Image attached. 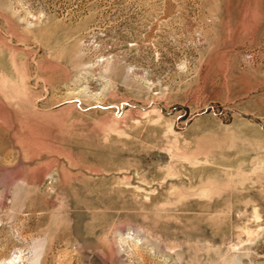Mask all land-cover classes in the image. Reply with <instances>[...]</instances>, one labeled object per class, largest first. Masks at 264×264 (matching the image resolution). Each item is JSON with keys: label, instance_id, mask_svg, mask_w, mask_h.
<instances>
[{"label": "rangeland", "instance_id": "374dc122", "mask_svg": "<svg viewBox=\"0 0 264 264\" xmlns=\"http://www.w3.org/2000/svg\"><path fill=\"white\" fill-rule=\"evenodd\" d=\"M0 264H264V0H0Z\"/></svg>", "mask_w": 264, "mask_h": 264}]
</instances>
